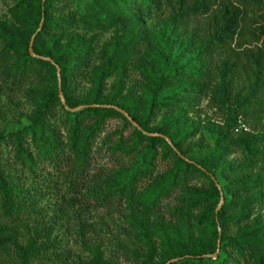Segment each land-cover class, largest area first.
<instances>
[{"label":"trees","instance_id":"trees-1","mask_svg":"<svg viewBox=\"0 0 264 264\" xmlns=\"http://www.w3.org/2000/svg\"><path fill=\"white\" fill-rule=\"evenodd\" d=\"M12 1L0 259L51 250L38 211L58 195L76 219L123 213L141 264H264V0ZM204 103L223 124L193 157ZM82 264L112 263L97 248Z\"/></svg>","mask_w":264,"mask_h":264},{"label":"rangeland","instance_id":"rangeland-1","mask_svg":"<svg viewBox=\"0 0 264 264\" xmlns=\"http://www.w3.org/2000/svg\"><path fill=\"white\" fill-rule=\"evenodd\" d=\"M13 6L12 0L0 1V15L4 20H9V11ZM148 25L158 32L161 30L155 21H148ZM203 107L204 113L195 117V125L199 126V131L188 143L190 155L193 157H203L213 148L211 126L216 128L223 124L218 115L206 106V103ZM48 198L39 204L43 207L41 209L43 211L38 212L44 214L39 220L52 226L49 238L52 248L31 264L91 263L97 248L102 251L104 259L112 264H141L132 253L137 248V244L129 235L132 232L131 227L123 213L108 214L105 210L81 211L82 213H78H81L80 219H76L73 216V210L67 214L59 211L57 202L61 199L58 195H49ZM76 208L74 210H79L78 207ZM81 225L84 229L86 244L80 234ZM15 262L18 261L15 260ZM15 262L13 261V264H16ZM0 264H8V262L0 259Z\"/></svg>","mask_w":264,"mask_h":264},{"label":"water","instance_id":"water-1","mask_svg":"<svg viewBox=\"0 0 264 264\" xmlns=\"http://www.w3.org/2000/svg\"><path fill=\"white\" fill-rule=\"evenodd\" d=\"M32 45H33V41H32V43H31V47H30V52H31V54L32 55H34V52H33V49H32ZM51 61V60H50ZM58 75L60 76V73H59V69H58ZM60 97H61V99H62V102L64 103L65 101H64V97H63V95H62V93H60ZM102 107H106V108H108V107H112V106H110V105H103ZM114 107V106H113ZM116 110H118L119 112H121L122 114H124L135 126H137L136 124H135V122L128 116V114L126 113V112H124L122 109H119V108H117V107H114ZM168 142L170 143V141L168 140ZM223 202V201H222ZM219 209V208H218ZM215 257H216V255H215ZM176 260H173L172 262H175ZM168 264H170V262L168 263Z\"/></svg>","mask_w":264,"mask_h":264}]
</instances>
